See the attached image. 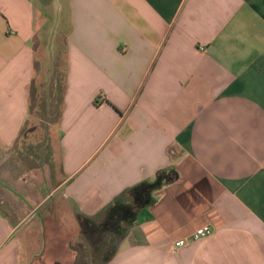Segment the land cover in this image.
<instances>
[{"label":"crops","instance_id":"1","mask_svg":"<svg viewBox=\"0 0 264 264\" xmlns=\"http://www.w3.org/2000/svg\"><path fill=\"white\" fill-rule=\"evenodd\" d=\"M56 73L59 118L19 137L32 81L39 114ZM41 159L42 242L47 219L99 216L145 182L95 264H264V0H0V187ZM25 224L0 208V264H57Z\"/></svg>","mask_w":264,"mask_h":264},{"label":"rangeland","instance_id":"2","mask_svg":"<svg viewBox=\"0 0 264 264\" xmlns=\"http://www.w3.org/2000/svg\"><path fill=\"white\" fill-rule=\"evenodd\" d=\"M28 119L29 120L27 122V128L33 126V119H37V126H41L42 128L46 127V123L44 121L41 122V119H39V115L37 114V112H35V110L32 111ZM53 141L57 146L56 137L53 139ZM41 158L43 160L49 158V155H47V151L46 153L44 152L41 155ZM56 158L57 157H55L54 161L56 171L54 173V180L52 181H56L59 178V173L57 172L58 159ZM42 159L40 163L24 162L22 172L23 180L14 182V186L12 188L0 187V199L2 200V202H0V208H2V210L5 211V214L13 221H20L22 224L26 223L25 225L29 226L26 229H23V231L32 230L31 234L27 237L25 236V233L22 232L24 237H26V239L23 238V242H28L29 250L32 252V254L41 253V243H43L46 245V247L44 246L45 250L43 253L44 255H47L46 257L47 259H49V262H51V260H55L54 263L57 264H71L70 260H65L64 258L60 257L59 249L63 248L66 252H68L70 256H72V252L69 250L67 245H65L67 244L68 240L80 241L85 246V242L84 240H82L83 238L79 237L78 234H75V231L79 228L78 226H80V224L77 223L78 220H76V224L75 221H70V219H62L63 223H61V221L59 222V220L57 222H54V220L50 221L49 219H47V221H45L47 227L50 226V229L54 233V236L52 239L47 236V240L42 242L41 237L43 236V231L38 223V220H36V215L32 216V214H35V212L41 213L45 211V206L51 198L49 197L46 198V200L44 199V197L47 195L48 188L42 185L44 182H48L46 181V176L49 174V171H45L44 168H42L44 165L42 164ZM37 204L39 205L36 209L37 211L32 212V208ZM105 216L106 217L103 216V218H95L99 229L94 228V231L88 230V232L91 233L90 235L94 238L91 241L97 240V247L100 250L97 258H92V262L90 264H94L97 259L105 258L111 250V245H108V237L106 234L104 235L105 231H107V229L109 228H117V226H120V224H118L115 219H112L111 216H109L108 214ZM37 244H40V247H38ZM35 248L36 252H34ZM86 249H88L89 251L90 248L86 247Z\"/></svg>","mask_w":264,"mask_h":264},{"label":"trees","instance_id":"3","mask_svg":"<svg viewBox=\"0 0 264 264\" xmlns=\"http://www.w3.org/2000/svg\"><path fill=\"white\" fill-rule=\"evenodd\" d=\"M63 74H54L51 76L50 84L47 86L46 90L42 91V96L40 100V106H39V118L43 120L51 119V122L54 120H57L61 114V109H62V100H63V93H64V79H63ZM44 83L40 82L39 87L42 90L44 88ZM35 84L32 81V86L30 88V103L28 106V109L30 112L33 111L34 106L31 102V97L33 98L34 95H36L35 91ZM40 90V92H41ZM96 103V101H94ZM51 116V117H50ZM36 129V128H32ZM27 121L24 122L22 125V128L20 130L19 137L24 136L25 132H27ZM18 137V138H19ZM164 176V171H158L156 174V178H162ZM145 182H142L140 184H137L132 187H128L124 189L120 194H118L114 200L106 207L105 212L100 214L99 216H94V217H88L84 216L81 214H78V221L81 222L80 224L83 223L85 219L87 220H92L95 218H103L106 217L105 215L111 216L112 219H115L118 224L121 225V223H128L130 221L129 218V211L132 209H135L138 206H141L143 199L147 198L146 192L143 190V185ZM148 192V191H147ZM119 229L120 226H117ZM111 229V230H110ZM118 229L114 228H109L107 231H105L104 235L106 234L108 237V245H111V242L109 241V238L113 236V233L118 231ZM108 232V233H106ZM111 234L110 236H108ZM115 235V233H114ZM94 245H96L94 243ZM112 245H111V250L108 253V255L103 258V259H97L96 261L103 262L106 259L109 258V256L112 253ZM94 251V257L92 258H97L98 253L100 252L99 248L94 246L93 248Z\"/></svg>","mask_w":264,"mask_h":264},{"label":"flooded vegetation","instance_id":"4","mask_svg":"<svg viewBox=\"0 0 264 264\" xmlns=\"http://www.w3.org/2000/svg\"><path fill=\"white\" fill-rule=\"evenodd\" d=\"M80 224L81 222L78 221ZM98 224L96 223L95 219L92 220H87L85 219L82 224H80L79 227V237H82L85 242V246L90 248L89 251L86 249V247L80 242V241H73L69 240L67 242V247L69 250L72 252V258H71V264H90L92 262V257H94V251L93 248L94 246L98 245L97 240L96 241H91L94 239L88 232V230L94 231L93 229H99L97 226ZM96 233V232H93ZM100 235V234H98ZM109 234L108 236H110ZM94 243L96 245H94ZM95 264V262H94Z\"/></svg>","mask_w":264,"mask_h":264},{"label":"built area","instance_id":"5","mask_svg":"<svg viewBox=\"0 0 264 264\" xmlns=\"http://www.w3.org/2000/svg\"><path fill=\"white\" fill-rule=\"evenodd\" d=\"M211 233H212V230H211V228H210V226L208 224L202 225V226L196 228L192 232V234L190 235L189 239L179 238V239L174 241L173 246L175 248L176 247H181V246L187 244V242L189 240H196V239H199V238H203V237H206V236L210 235Z\"/></svg>","mask_w":264,"mask_h":264}]
</instances>
